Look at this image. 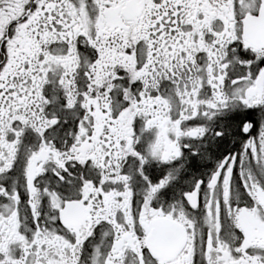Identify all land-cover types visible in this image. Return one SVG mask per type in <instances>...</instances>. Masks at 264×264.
<instances>
[{
    "label": "flooded vegetation",
    "instance_id": "obj_1",
    "mask_svg": "<svg viewBox=\"0 0 264 264\" xmlns=\"http://www.w3.org/2000/svg\"><path fill=\"white\" fill-rule=\"evenodd\" d=\"M0 264H264V0H0Z\"/></svg>",
    "mask_w": 264,
    "mask_h": 264
}]
</instances>
